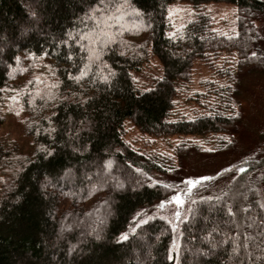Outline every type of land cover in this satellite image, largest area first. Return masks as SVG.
Here are the masks:
<instances>
[{
    "label": "trees",
    "instance_id": "obj_1",
    "mask_svg": "<svg viewBox=\"0 0 264 264\" xmlns=\"http://www.w3.org/2000/svg\"><path fill=\"white\" fill-rule=\"evenodd\" d=\"M172 1L0 0V125L22 136H0V264H264V153L193 197L174 230L163 211L187 181L124 137L128 119L154 135L234 133L239 116L220 111L169 121L176 82L210 51L264 65V0H189L234 3L238 33L199 13L169 35ZM151 53L164 72L141 89L132 71Z\"/></svg>",
    "mask_w": 264,
    "mask_h": 264
},
{
    "label": "rangeland",
    "instance_id": "obj_2",
    "mask_svg": "<svg viewBox=\"0 0 264 264\" xmlns=\"http://www.w3.org/2000/svg\"><path fill=\"white\" fill-rule=\"evenodd\" d=\"M199 13L209 15L212 30L226 34L238 33V13L234 3L206 1L194 4L189 0H173L167 9L170 22L168 34L173 35ZM255 24L264 37V17L256 18ZM262 51L264 54V43ZM163 72L159 57L151 53L142 69L132 71V75L139 88L150 89ZM176 87L169 121L194 119L211 111H220L238 115L240 125L234 133L219 131L154 135L142 131L131 119L126 120L125 139L140 152L160 156L169 167L179 169L187 181L182 191L190 193L179 194L181 202L177 203L174 199L163 211L164 216L172 221L174 230L178 227L180 216L187 214L193 197L203 191L221 189L235 175V168L250 157L264 153V65L259 69H241L234 51H210L205 57L193 60L187 79L178 80ZM2 135L20 136L9 117L0 125ZM119 168L118 163L113 162L108 166L107 173L114 186L124 188L129 184V179ZM121 177L125 179L122 185L119 183ZM137 181L138 178L134 179V182ZM198 184L202 189L193 195L191 190ZM260 201L264 206L263 184L260 186ZM107 204L108 201L94 211L99 223L106 219Z\"/></svg>",
    "mask_w": 264,
    "mask_h": 264
},
{
    "label": "snow or ice",
    "instance_id": "obj_3",
    "mask_svg": "<svg viewBox=\"0 0 264 264\" xmlns=\"http://www.w3.org/2000/svg\"><path fill=\"white\" fill-rule=\"evenodd\" d=\"M175 199H176V202H177V203H180V202H181L179 196H176ZM122 238H126V237L122 236Z\"/></svg>",
    "mask_w": 264,
    "mask_h": 264
}]
</instances>
